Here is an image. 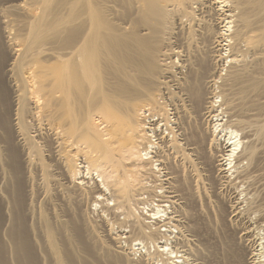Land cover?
I'll list each match as a JSON object with an SVG mask.
<instances>
[{
  "label": "bare ground",
  "instance_id": "6f19581e",
  "mask_svg": "<svg viewBox=\"0 0 264 264\" xmlns=\"http://www.w3.org/2000/svg\"><path fill=\"white\" fill-rule=\"evenodd\" d=\"M117 5L145 33L173 21L175 71L155 88L141 65H110L128 46L103 39ZM51 192L57 214L38 204ZM262 201L264 0H0V264L59 247V264H123L115 229L165 264H264ZM201 206L237 227L222 257L194 244Z\"/></svg>",
  "mask_w": 264,
  "mask_h": 264
},
{
  "label": "rangeland",
  "instance_id": "374dc122",
  "mask_svg": "<svg viewBox=\"0 0 264 264\" xmlns=\"http://www.w3.org/2000/svg\"><path fill=\"white\" fill-rule=\"evenodd\" d=\"M117 6H119V5H117ZM116 9H117V11H119V14L111 16L110 13L108 12V14H105L103 17V20L106 24L105 26L107 29H109L108 30L109 32H106L107 36L103 39L104 40L106 39L108 41L123 42V43L128 44V46L125 45L124 47H122L121 49H119L117 51L119 59L115 60L113 58L112 64H110V65H141L143 67L142 69L144 70L143 79L147 82L155 84V85H153V88H155L156 83L161 81L162 78L165 75H167V73L169 74V72L175 71L176 66H175V61H174L175 56L173 54V51L177 47V44H175L176 40H175L174 35H173V27H174L173 21L167 19L165 21V23H163L162 25H157L153 22V24H154L153 30L151 32L145 33V32L141 31L142 28L139 25L137 19L134 16L132 17L130 15V9H129V12L127 15L125 13L126 10L121 9L120 6L117 7ZM126 21L133 22L132 28L130 30H125V27H126L125 22ZM182 38L185 41V38H186L185 33H183ZM223 54H226L225 51H223ZM248 62H249V58L247 57L246 63H248ZM222 64L225 66L223 68V71H222L223 74L227 73V70L231 67L230 65H233L232 63H229L226 60H224L221 63V65ZM99 65H101V64H99ZM173 120H174V118H172V121ZM172 124H174V122L171 123L170 125H172ZM212 131L213 130H212V126H211V132ZM167 132H166L167 135L165 134V137L169 140L170 138H168L169 136H168ZM223 169L227 170L228 168L223 167ZM241 189L243 190V189H245V187L239 188V190H237V191L240 192ZM209 192L207 191V193L210 194L211 197H209V195L206 193L207 194L206 197L207 196L209 197L206 199L211 201L209 204H211V206L213 205L212 209H214L215 204L217 202L215 201V198L212 197V193H211L212 191H209ZM238 192L236 193V195L240 196L239 201L240 202L242 200L246 201L244 199L245 195L241 196L240 195L241 192L239 194H238ZM52 195H53V192H51L49 195L50 199L48 197V199L46 198V201L43 200L42 197L38 198V204L41 207L40 208L41 211H42V209H46L48 207L47 203L50 204V208H52V210L54 209L53 211H55V213L59 211L60 202L57 200L56 197H54V195L53 196ZM249 198H250V196H249ZM41 200H42V202H40ZM227 200H229V197ZM41 203L45 204V206L42 205ZM245 204H246V202H243L242 206L247 205V204L246 205ZM201 208L203 211L200 209L199 214L193 216V223H194L193 232L196 235V237H195L196 239H194L195 240L194 244L196 246H198V248L200 249L199 250L196 248L199 251V253L201 252L200 253L201 255H202V253L203 254L205 253V256H209V253H206V252L211 251L213 256L222 257V255L225 254V251H224L223 247H221V239L218 236V234H220V233H222L223 237L228 238L227 241H228L229 247L234 250V247L236 245L237 232H238V230L236 229L237 228L236 225L232 226V227H235L234 229H232L228 225H224V224L222 227H220L219 224H218L219 226L216 224V220H214V217L212 215L214 211L212 213H208L205 211L204 207L201 206ZM242 208H245V207H242ZM263 209H264V201L260 202L259 210L261 211V213H264ZM90 210H87V212H86V214L88 213L87 217L89 216V217L93 218L92 215L94 214L93 215L94 218H96V220H98V221L103 218L101 216L100 212L98 213L97 211L96 212L92 211L93 208H91ZM97 210H99V209H97ZM144 212L146 213V211H144ZM89 213H90V215L91 214L92 215L90 216ZM141 214H142V212H141ZM168 214H170V210H169ZM252 215H254V216H252ZM252 215L250 216L252 223L256 222V220L261 222V225L258 227L259 229H254L255 233L252 232V235L254 236L253 239L255 238V242L257 245V244H259V242H257V240L258 239L262 240L261 238L264 237V222L262 224V220H264V214H262L260 216L261 218H259V215H260L259 213L258 214L256 213V215L255 214H252ZM104 217H106V215H104ZM165 218H167V217L164 216L163 219H165ZM252 218H254V219H252ZM115 230H116V232L114 231V235H117V236L119 235V237H121V239H122V247L124 249L122 247H121V249L120 248H117V249L115 248V249L119 253H120V251H122L121 254L123 253L122 254L123 255L122 256L123 257V264H142L143 262H146L147 259L149 258L148 254L145 253V252H147V250H150L151 254L153 253V251H155V250L157 251L156 247H155V249L153 247H151L152 245H150V247H148L150 249H147L146 247L143 248V246H141V247L137 246V247L133 248V246H131V243H128L127 242L128 240L126 239L127 240L126 241L124 239V237H126V234L124 236V234L122 235V232L119 233L120 229H115ZM176 230L177 229H172V231H174V232L170 236L171 239L169 240V244L174 245V243L177 241L176 237L178 236V232H177L178 230L177 231ZM122 236H124V237H122ZM210 238L211 239L214 238L213 240H211L212 242L210 241ZM260 240H258V241H260ZM209 241L211 242V244L208 243ZM234 241H235V244H233ZM144 242L150 243V241H148V242L144 241ZM111 244H113V247H114L115 244L114 243H111ZM247 244L248 243H246V245ZM138 248L140 250H137ZM255 249H256V246L254 247L253 250H255ZM61 250H62V248L59 247V252L57 253V255L50 254L51 256H49V257L39 256V258H38L39 264H59L60 262H62ZM254 253H256V250L254 251ZM157 254L163 255L161 252L153 253L152 256L155 255V257L153 259L154 260L153 264H165V262L169 263V261L167 260L165 255H163L162 257L160 256L161 257L160 258L159 256H157ZM143 256H144V258H143ZM200 258H201L202 262L205 264V262L203 260L204 258L203 257H200ZM161 259H163L165 262L162 261ZM5 260H6V263H3V264H11V263L15 264L14 261L12 260V258L6 257ZM160 261H162V262H160ZM86 264H93V262L88 258Z\"/></svg>",
  "mask_w": 264,
  "mask_h": 264
}]
</instances>
